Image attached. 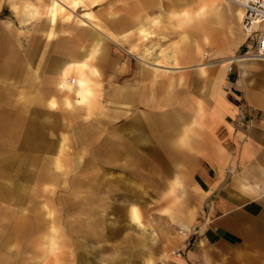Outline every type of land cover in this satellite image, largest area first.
<instances>
[{
  "label": "rangeland",
  "instance_id": "obj_1",
  "mask_svg": "<svg viewBox=\"0 0 264 264\" xmlns=\"http://www.w3.org/2000/svg\"><path fill=\"white\" fill-rule=\"evenodd\" d=\"M79 1V6L73 7L64 0H5L0 10L4 45L0 58L8 64V80L0 83V92L3 105L10 112H19L20 122L17 134L9 138V145L2 151L9 161L0 163V183L10 194L1 196L0 203L20 205L18 214L30 222L34 220L37 226L33 236L11 235V219L8 221L7 213L0 210V250L20 252L22 258L14 260L18 264H79L82 251L87 253L88 264H111L114 259L143 264L146 253L155 257L166 251L173 234L181 230L171 224L175 213L166 209L156 193L160 179L150 171L157 159L152 156L155 146L171 137L175 140L176 132H165L163 136L161 131H150L148 140L134 145L130 156L128 145L138 133L134 127L145 126L146 111L151 114L159 111V106H175L182 91L191 88L193 75L199 73L208 79L214 74L212 68L220 70L226 55L245 56L252 40L247 35L233 41L235 34L229 28L225 5L211 15L209 36L205 26L209 42L203 41L200 32L189 34L184 44L181 30L173 26L172 17L163 10L176 6L171 0H96L93 6L92 0ZM61 4L63 12L57 9ZM32 7L34 15L27 9ZM142 12L150 15L144 23L143 19L141 24L140 19L130 18ZM241 21L242 17L238 20L242 27ZM140 24L152 32L149 37L139 31ZM84 27L90 30L85 37L81 34ZM97 30L103 35L98 53L103 50L105 58L96 63L99 75L93 77V107L79 106L80 115L72 119V104H65L56 92L55 73L50 66L56 71L59 88L72 92L77 100V75H71L75 81H69L70 87L59 84L58 63L65 56L59 48L70 44L79 53L86 38L95 42L91 31ZM180 39L183 43L179 55L184 66L174 67V42ZM158 44L164 49L162 53ZM197 44L201 54L198 62H193L188 55L192 56ZM224 49L227 52L220 54ZM197 63L202 68H197ZM234 64H238L237 74L249 87L264 90V60L246 59ZM245 67L255 71H243ZM162 85L168 87L165 95L159 91ZM151 87L152 97L147 100L146 91ZM162 97L169 98L164 105ZM261 118L264 116L257 114L256 119ZM146 146L150 156L145 168L140 163L145 160L144 154L138 152H145ZM55 156L61 168L55 167ZM76 204L87 209L77 210ZM132 204L137 209H133V218L140 217L146 230L127 216ZM29 205L35 210H27ZM82 218L87 225H82ZM51 223L56 228L51 229ZM113 228L118 229L116 234ZM127 236L132 238L129 243L125 241ZM144 238L148 245L142 243Z\"/></svg>",
  "mask_w": 264,
  "mask_h": 264
},
{
  "label": "crops",
  "instance_id": "obj_2",
  "mask_svg": "<svg viewBox=\"0 0 264 264\" xmlns=\"http://www.w3.org/2000/svg\"><path fill=\"white\" fill-rule=\"evenodd\" d=\"M204 1L171 0V4L176 3V6L163 9L172 17L173 26L181 30L184 44L187 43L185 41L189 34L195 35L200 32L203 41L209 42L213 13L208 9L202 17L196 11L202 3H205ZM4 3L5 0H0V10ZM91 4L95 5L96 0H92ZM184 9L188 10V17L182 14ZM130 18L140 19L139 22L142 24V19L144 23L150 15L147 16L142 12ZM156 19L153 22H157ZM228 19L232 25L233 20L229 14ZM141 24L137 28L143 31L140 32L144 33V37H149L152 32ZM206 25L208 36L204 30ZM130 30L131 27L128 31ZM89 31L85 27L81 28L82 36L89 35ZM2 33L3 29L0 26V52L4 49L1 42ZM91 33L95 35V42H89V38H86L87 41H83L79 53H75L70 44L60 45L59 48L66 54L63 58L72 53L75 56L80 55L81 59L96 48V54L90 61L91 68L87 73L90 89L86 100L79 102L72 92L59 88L56 71L50 66L55 73L53 83L56 92L63 98L65 104H72V119H77L80 115L79 106H87L88 109L93 107L96 87L93 77L99 75L96 63H100L105 58L103 50L98 53L99 44L103 42L102 32L97 30ZM243 38V36L238 38L234 36L233 41ZM182 39L174 42L172 54L174 67L184 66L179 55ZM5 47L8 48V45ZM158 49L159 53L164 51L159 44ZM200 50L198 44L193 46L192 56L188 55V59L192 57L193 62H196L201 54ZM226 52V49L220 50V54ZM233 55L235 54L226 55L222 59L220 70L212 68L214 72L212 77L207 79L199 73L193 75L191 88L185 91L186 93L182 91V96L177 98L175 106L166 108L159 106L160 110L151 114L146 111L145 126L134 127L138 133L134 136V141L128 145L127 151L130 156L133 155L134 145L148 140L150 131H161L163 136L165 132H176L175 140L171 137L159 146H155L153 151L155 155L152 156L157 159L153 162L150 171L160 179L159 190L156 193L161 196L166 209L175 213V221L171 224L181 230L173 234L166 251L155 257L146 253L143 264H264V118L256 119L257 114L264 116V90L249 87L242 80L240 73L237 74L238 64H234L232 70L228 71L230 64L227 59ZM195 66L202 68L201 63ZM243 71L249 73L254 72L255 69L245 67ZM7 80L8 64H4L0 58V83ZM161 83L166 82L162 80ZM204 83L206 84L203 85ZM164 87L167 88L166 92ZM159 91L161 94L164 91L165 95L168 93V87L162 85ZM146 92V98L149 100V96L152 97L153 87ZM167 99L169 98L162 97L161 104L167 103ZM2 100L3 96L0 92V163L9 161V156L2 155V151L9 145V138L14 137L20 128L19 112H10L3 105ZM52 102L51 105L54 106ZM60 147L59 151L62 150V143ZM146 149L145 152H138L144 154L145 160L140 163L145 164V168L150 156L148 146ZM53 162L56 168H61L58 156H55ZM1 184L0 197L8 196L9 190L2 188ZM76 207L80 211L87 209L83 204L79 206L76 204ZM134 208L136 209L133 204L128 207L127 216L141 225L142 230H146V225L140 221V217L138 220L133 218ZM21 209L16 203H0V210L7 213L5 215L7 220L11 219L8 233L23 234L22 237L25 234L33 236L37 228L36 222L34 220L30 222L29 218L23 219L18 214ZM27 210L34 211L35 206L29 205ZM166 222L168 224L170 220L167 219ZM83 224L87 225V222L83 223L82 218ZM50 227L52 229L55 225L51 223ZM111 231L116 234L118 229L113 228ZM129 237L125 239L128 243L132 240ZM145 239H142V243L148 245ZM177 250L181 251L180 255L175 253ZM21 258L22 255L18 251L0 250V264H18L14 260ZM79 258V264H88L87 253L80 252ZM111 264H135V262L130 259L127 261L114 259Z\"/></svg>",
  "mask_w": 264,
  "mask_h": 264
},
{
  "label": "bare ground",
  "instance_id": "obj_3",
  "mask_svg": "<svg viewBox=\"0 0 264 264\" xmlns=\"http://www.w3.org/2000/svg\"><path fill=\"white\" fill-rule=\"evenodd\" d=\"M64 1L67 2V4H70L73 7H78L79 6L78 3L80 2L79 0H64ZM204 2L205 3H202L200 5V7L198 9H196V11L202 17L208 11V9H210L213 14H216L219 11V9L221 8V6L225 5L226 8L228 9L227 11H228L229 17H231V19L233 20L232 21V25H230V30L235 34V37H237V38L241 37V36L244 37V36L249 34L248 31H250L251 28H247V30H245V28L242 26L244 28L243 29L240 26V24L238 23V20H241V17L243 19V16H242L243 15V11H242L243 9H241L239 7L235 8L232 5L234 3H231V2H228V1H225V0H205ZM235 5H238V4H235ZM46 6H47V4H46ZM238 6H240V5H238ZM13 7H14V10H16L17 13L20 14L19 7L17 5H15V4L13 5ZM25 7H27V6L25 5ZM29 7H31V6H29ZM32 8H27V9H29V11L34 15L35 14L34 8L33 9ZM63 8H64V4H61V5H59V7L57 9L59 11H62ZM43 13L46 14L47 12H43ZM59 14H61V12ZM85 14H87L89 16L91 15L90 11H85ZM182 14H184V16L188 17L189 12H188V10L184 9ZM181 19L183 20V18H181ZM178 21H180V20H178ZM259 25L260 24H254L253 27H258ZM86 32H88V31H86ZM141 32H143V31H141ZM206 39H207V37H206ZM68 51H69V48H68ZM95 54H96V48L92 49L82 59H81L80 55L75 56V55H72V53H71L70 56H68L66 58H63L64 61L62 60V61H60L58 63L59 65H58V68H57V70H58L57 73H58V75L60 77L59 78L60 79L59 84H60L61 87L68 88V87L71 86L70 83H69V81L71 80V82H72V79H73L71 75H77L79 77L78 78V84H77V87H76L77 101H82L84 96L87 93V90L89 89V87L87 86V80H88L87 73H88V69L91 68L90 61L95 56ZM246 59H250V58H245V56L233 55L230 58H228L227 61L231 65L236 60H240L241 61V60H246ZM230 65H229V67H230ZM73 81H75V79H73Z\"/></svg>",
  "mask_w": 264,
  "mask_h": 264
},
{
  "label": "built area",
  "instance_id": "obj_4",
  "mask_svg": "<svg viewBox=\"0 0 264 264\" xmlns=\"http://www.w3.org/2000/svg\"><path fill=\"white\" fill-rule=\"evenodd\" d=\"M238 4L243 8L242 26L247 30L251 28L248 34L252 40L251 46L244 51L245 58L264 60V27H253L254 24H264V0H225ZM233 68V63L228 71ZM73 81V79H72ZM181 254L180 250L175 252Z\"/></svg>",
  "mask_w": 264,
  "mask_h": 264
}]
</instances>
